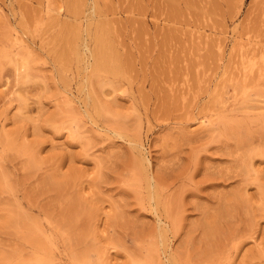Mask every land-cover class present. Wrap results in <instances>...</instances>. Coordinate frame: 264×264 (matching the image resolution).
<instances>
[{"label":"rangeland","instance_id":"374dc122","mask_svg":"<svg viewBox=\"0 0 264 264\" xmlns=\"http://www.w3.org/2000/svg\"><path fill=\"white\" fill-rule=\"evenodd\" d=\"M255 44L264 0H0V264H36L38 251L49 264H201L209 242L217 255L238 246L227 264H264V70L246 80L241 60ZM106 55L118 72L97 69ZM137 140L158 177L163 152L181 157L178 174L199 161L191 178L164 180L188 188L175 237L159 235L149 188L134 181ZM248 143L258 150L242 163ZM238 163L243 174H205ZM24 195L55 223L69 203L79 217L39 249L28 236L49 221ZM217 213L219 233L204 238L199 222Z\"/></svg>","mask_w":264,"mask_h":264},{"label":"bare ground","instance_id":"6f19581e","mask_svg":"<svg viewBox=\"0 0 264 264\" xmlns=\"http://www.w3.org/2000/svg\"><path fill=\"white\" fill-rule=\"evenodd\" d=\"M72 3V2H71ZM75 7V6H74ZM73 7V8H74ZM63 8V7H62ZM60 9V8H59ZM61 10V9H60ZM79 11V10H78ZM62 12H63V10H62ZM77 13V12H76ZM60 14V13H59ZM53 18V17H52ZM51 18V19H52ZM57 19V18H56ZM102 23V22H101ZM98 25H100V24H98ZM72 26V25H71ZM98 28V27H97ZM78 29V28H77ZM68 32V31H67ZM64 33V32H63ZM99 34V33H98ZM97 34V35H98ZM98 36H100V34L98 35ZM98 36H96V38L98 37ZM101 36H102V34H101ZM76 37H78V36H76ZM203 36H201V38H202ZM70 38V37H69ZM69 38L67 37V40H68V42L72 39V38H74V36L72 37V38H70V40H69ZM101 38L102 37H98V40L99 41H102L103 40V38H102V40H101ZM200 38V37H199ZM250 38V37H249ZM18 40V39H17ZM23 40V39H22ZM21 40V41H22ZM20 41V40H19ZM71 41H73V39L71 40ZM98 41V42H99ZM105 41V40H104ZM104 41H102V43L100 44L101 46L100 47H102L103 45L102 44H104ZM199 42H200V40H199ZM252 41L251 40H249L248 41V43L247 42H244V44H242L241 43V45L243 46V48L245 49V44L246 45H249L250 43H251ZM22 43H23V41H22ZM70 43H72V42H69L68 44H70ZM106 43V42H105ZM73 44H74V41H73ZM73 44H70V46L72 47V45ZM23 45V44H22ZM98 45V44H97ZM68 46V45H67ZM74 46L76 47V44H74ZM73 46V47H74ZM77 46H78V44H77ZM104 46H105V44H104ZM240 46V45H239ZM109 47V46H108ZM220 47V46H219ZM102 48H104V47H102ZM101 48V49H102ZM105 48H106V46H105ZM222 48V47H221ZM70 49V48H69ZM74 50H72V51H75L76 49L75 48H73ZM113 49V48H112ZM111 49V50H112ZM243 50V49H242ZM70 51V50H69ZM71 51V52H72ZM77 51L78 50H76V52L75 53H77ZM114 51V50H113ZM104 52V51H103ZM114 53H116V52H114ZM113 53V54H114ZM242 54V56H241V60H242V67L244 66V68L245 69H243V71L244 72H242V74L244 73V75L243 76H245V77H247L246 78V80L248 79V76L250 77V74L249 73H253V72H250V71H253V68H255L254 66L256 65V64H258L259 63V65L261 64V65H263L261 68L264 70V49H263V47L262 46H256V44L255 45H250V47L248 46L247 47V49L246 50H243L242 52H241ZM58 54H60L59 53V50H58ZM61 54H62V52H61ZM96 54V53H95ZM64 55V54H63ZM100 56L99 57H101V54H99ZM95 56V55H94ZM114 55H112L111 57H113ZM61 57H62V55H61ZM99 57H98V59H99ZM104 57V58H103ZM102 58H101V60H99V62H98V64H97V69L99 68V70L100 69H104L105 71L106 70H108L107 72H109V71H113V72H115V71H117L118 72V65H119V63L118 64H116L115 62L117 61V59L115 58V57H113V58H115L114 60H116L115 62L114 61H112V62H110L111 60L109 59V58H111V57H107V55H106V57L105 56H103ZM108 59V60H107ZM64 60V59H63ZM110 60V61H109ZM21 61V60H20ZM26 61V60H25ZM96 61V60H95ZM25 63V62H24ZM97 63V62H96ZM240 64V65H241ZM247 64V65H246ZM24 65H27V63L26 64H24ZM260 65V66H261ZM25 67V66H24ZM241 67V68H242ZM247 67H249V69H247ZM261 69V70H262ZM103 70V71H104ZM257 70V69H256ZM258 70H259V68H258ZM262 70V71H263ZM112 72V73H113ZM262 73V72H261ZM244 77V78H245ZM200 80V79H199ZM202 80V79H201ZM116 82V81H115ZM113 87H116V85H114ZM114 89V88H113ZM118 89V88H117ZM193 89V88H192ZM113 91H116V89H114ZM68 95V94H67ZM98 100V99H97ZM97 100L95 101V103L97 102ZM70 101V100H69ZM101 101V100H100ZM244 102H247V101H244ZM97 108H98V110H100V109H107L105 106H103V105H101V104H99V100H98V102L96 103V104H94ZM246 106H248V105H246ZM262 107V106H261ZM96 108V109H97ZM101 111V110H100ZM204 121V120H203ZM212 123V122H211ZM226 128V127H225ZM227 129V128H226ZM226 129H225V132H226ZM231 129V128H230ZM230 129H228V131L230 130ZM211 130V129H210ZM233 130V129H232ZM115 132H117L118 134H122L121 132H119V131H115ZM230 132H231V130H230ZM227 133H229V132H227ZM231 133H233V132H231ZM194 137H192V139H193ZM211 138V137H210ZM195 139H197V138H195ZM209 140H212V139H209ZM206 144V143H205ZM205 144H202V146L203 145H205ZM208 142H207V146H208ZM205 145V147H207ZM225 145V148L226 149H230L231 148V145H229V144H224ZM223 145V146H224ZM135 146V148L137 149V151H138V156L134 159V173H133V176H134V181L136 182H138V180L140 181L138 184H139V186H141V181H143V182H145L146 183V186L149 188V192H150V200H149V203H150V206H153L154 208H155V210L157 211V214H158V218H159V221L161 222L159 225H158V227H156L157 228V230H158V233H159V235L160 236H162V238H164L166 235H168L169 236V234H167V232L169 233L170 232V234H172V236H177L179 233H181L182 231L181 230H183V222L180 220V218H181V216H182V213H183V211H184V208L182 209V207H183V200H184V197H185V194H186V192H187V190H188V188H177L176 189V191L175 192H173V191H171V192H173V193H171L170 192V190H171V186L169 185V184H167V183H165L164 182V180H165V178H172V180L173 181H176V180H178V179H180V180H182V181H184V180H186L187 178L189 179V178H191L192 176V174H195L197 171H199V169H200V167L198 166L199 165V161L197 160V158L196 157H193V159L191 160V162L189 163V164H187L186 165V169H184L180 174H178V170H176V166L179 164V162H180V160H181V157H178V159H169V160H165V157L167 156V155H170L172 152L171 151H166V152H163V159H162V161H161V163H160V166H161V171H163V174H161L162 176H164V177H158V175H156L155 173H152L151 171H150V165H151V161H152V159H151V157H150V155H147V153L144 151V143L142 142V141H139V140H137V144L136 145H134ZM201 146V145H200ZM223 146H221V147H223ZM236 146H237V148H238V150H239V148H241V146H240V144H237L236 143ZM249 148H251V149H249L248 150V147H247V151L245 150L244 152H245V154L243 155H241V153L239 154V156L241 155L242 156V158H241V156L239 157L238 155H236V151L234 152V150L236 149L235 148V146H232V149L231 150H229V151H232L233 149V151H232V155H236V160H238V158L241 160V162L243 163V162H246L247 161V159H252L253 158V155H254V153H255V151L256 150H258V149H260V151L261 150H263V152H264V144L262 145V149L261 148H258V149H253V147H250V143H248V145H247ZM199 147V146H198ZM234 147V148H233ZM246 148V146L245 145H243V147L242 148ZM261 147V146H260ZM197 148V147H196ZM196 148H194V149H196ZM201 148V147H200ZM203 148V147H202ZM225 148H223V149H225ZM193 150V149H192ZM237 150V151H238ZM194 151V150H193ZM171 152V153H170ZM196 152H197V154H198V150L197 151H195V153L193 154V155H196ZM234 152V153H233ZM174 154V153H173ZM176 155V154H175ZM178 155H179V153H178ZM239 161V160H238ZM243 165V164H242ZM241 165V163H240V165H239V163H238V165H232V166H228V167H226V168H216V169H214V171H206V175H216V174H219V175H221V174H225V175H227V176H234L235 174H239L240 175V173H244L243 172V169H242V166ZM247 169V168H246ZM3 174H2V176L4 175V173L5 172H2ZM183 173V174H182ZM185 174V177H183V175ZM6 175V174H5ZM4 175V176H5ZM8 175V174H7ZM6 177V176H5ZM2 178V177H1ZM4 178V177H3ZM6 179V178H5ZM136 179V180H135ZM48 181V180H47ZM47 183H49V182H47ZM53 183L54 182H51V183H49V184H52L53 185ZM137 185V184H136ZM20 189H18V191H19ZM17 191V192H18ZM25 193V192H24ZM18 195V194H17ZM20 195V194H19ZM26 196L24 195L23 196V198H22V200L20 201V204H22L23 206H27L28 208H30V209H32V210H38L39 211V213L40 214H44L45 215V217L47 218V220L49 221V230H51V232L50 233H48V232H46V230H44L43 228L45 227V229H46V225L44 224V222H40L41 220H38V219H36V220H34V222H35V224H36V233H33V234H30V236H28V237H30V239H33L34 240V242H37V243H35V244H39L38 246H41L39 249H42L43 248V243H39V241H37V240H39L38 238H44V240L45 239H48V240H53V235H57L58 233H60V234H62L64 231H62V223H61V221L62 222H64L63 221V219H66L68 222H71V225H73V222L79 217V215H78V213H77V211H76V209H77V205L75 204V203H69V206L67 207V211L63 214V215H61V217H60V219H57V223H55L53 220H52V213L51 212H49V209H48V207L46 206H44V205H41L42 206V208H43V210H42V208H41V206L39 205V203H36V202H34V201H31V199L30 198H26V200L24 201V198H25ZM20 198V197H19ZM152 198L154 199L153 201H151L152 200ZM21 199V198H20ZM28 199V200H27ZM141 203H144V202H142L141 201ZM145 204V203H144ZM161 204H163L164 206H165V213H163V212H160V205ZM39 208V209H35V208ZM177 210V211H176ZM181 211V212H180ZM115 214V217H114V220L115 219H117V221H120V219L123 217V215H122V212H115L114 213ZM180 214V215H179ZM5 215V214H4ZM222 216H223V214L222 213H217V214H214V215H211V216H209V217H206V219L204 220V221H202V222H199V227L200 228H202V232H203V234H204V238L206 237H208V238H211L212 236H215L217 233H219V228H218V226L220 225V223H221V218H222ZM6 219L9 221V220H13V218L11 217V214H9V215H7L6 216ZM32 220V219H31ZM33 221V220H32ZM116 221V220H115ZM163 222V223H162ZM47 227V228H48ZM238 230V229H237ZM251 230H253V229H251ZM234 231H236V230H234ZM254 232V231H253ZM40 233H41V236H40ZM47 234H49V235H47ZM229 234H230V232H229ZM228 234V235H229ZM224 235H226L225 233H224ZM49 236V237H48ZM52 236V237H51ZM167 237V236H166ZM224 237V236H223ZM225 237H227L226 239L228 240V241H231V240H235V239H237L238 237H237V232H232L230 235H229V237L228 236H225ZM224 237V238H225ZM243 236H240L239 238H242ZM166 239V238H165ZM226 239H223L224 241L226 240ZM36 240V241H35ZM44 240H43V242H44ZM47 240V241H48ZM210 240V239H209ZM222 240V241H223ZM42 241V240H41ZM46 241V240H45ZM49 242V241H48ZM215 243V242H214ZM214 243H211V242H209V245H208V247H207V252H208V255H209V258L208 259H206L205 261H203L201 264H227V263H230L231 262V260H232V258H233V256L235 255V250H236V248L238 247L237 245H235V246H231V247H228L227 245H228V243H227V245L225 246L224 245V250H222L220 253H218V255H217V251L215 252L214 250H212L211 249V246H213L214 245ZM226 243V242H225ZM46 244V243H45ZM221 244V243H220ZM219 244V245H220ZM218 245V246H219ZM222 245V244H221ZM45 247V246H44ZM47 248V247H46ZM233 248H235V250H233ZM49 252V251H48ZM216 253V254H213V253ZM41 251H38V253H37V255H35V260H34V262L36 263V264H49V262H51V261H53L54 262V260H56V258H53V257H49L50 259H48L47 257H44L45 255L42 253ZM44 253H46V252H44ZM58 254V253H57ZM153 254V253H152ZM44 255V256H43ZM53 254H51V256H52ZM159 255H161V254H159ZM158 255V258L156 257V262H157V260L159 261V262H157V264H178L174 259H172V258H170V257H168V261H166V260H163L164 258L163 257H160ZM155 256H157V255H155ZM162 256V255H161ZM56 257V256H55ZM47 258V259H46ZM54 259V260H53ZM72 260H73V262L74 263H76V264H79V261L77 260V258H72ZM57 261H59V259L57 260ZM58 264V263H57ZM59 264H61V262H59ZM151 264V263H150ZM200 264V263H199Z\"/></svg>","mask_w":264,"mask_h":264}]
</instances>
